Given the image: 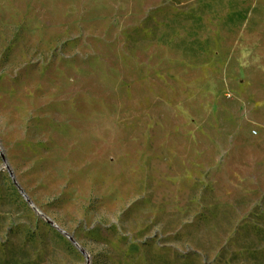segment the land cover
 Returning <instances> with one entry per match:
<instances>
[{"label":"rangeland","instance_id":"obj_1","mask_svg":"<svg viewBox=\"0 0 264 264\" xmlns=\"http://www.w3.org/2000/svg\"><path fill=\"white\" fill-rule=\"evenodd\" d=\"M0 264H264V0H0Z\"/></svg>","mask_w":264,"mask_h":264}]
</instances>
